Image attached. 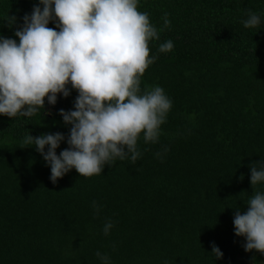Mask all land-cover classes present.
Returning <instances> with one entry per match:
<instances>
[{
  "label": "trees",
  "instance_id": "trees-1",
  "mask_svg": "<svg viewBox=\"0 0 264 264\" xmlns=\"http://www.w3.org/2000/svg\"><path fill=\"white\" fill-rule=\"evenodd\" d=\"M35 6L0 0V36L18 43ZM138 10L157 30L165 13L170 21L149 42L156 59L141 78V91L159 86L172 101L159 141L141 135L135 163L116 158L92 177L73 168L52 183L22 141L61 133L57 155L68 148L71 125L59 112L75 110L77 90L69 84L55 105L45 98L31 117L0 115V264H105L97 252L107 264H264L233 223L264 193V182L250 183V165L264 166V0H138ZM250 12L255 28L243 24ZM168 40L173 49L159 52Z\"/></svg>",
  "mask_w": 264,
  "mask_h": 264
},
{
  "label": "clouds",
  "instance_id": "clouds-1",
  "mask_svg": "<svg viewBox=\"0 0 264 264\" xmlns=\"http://www.w3.org/2000/svg\"><path fill=\"white\" fill-rule=\"evenodd\" d=\"M39 3L43 8L35 6L15 32L18 43L0 36V115L31 117L44 109L45 98L55 105L58 94L68 97L70 84L78 92L75 110L59 112L71 125L69 147L57 155L65 139L61 133L28 134L22 141L43 156L52 183L73 168L80 176L92 177L116 158L135 163L141 156L137 149L141 135L145 143H157L172 108L163 88L146 86L141 91V78L156 59L150 56L149 42L159 40V33L170 27L168 14L157 30L148 13L138 10V0ZM50 21H56V28L48 27ZM243 24L255 28L260 17L250 12ZM173 47L168 40L158 51L170 52ZM250 169L253 188L264 182V166L258 169L253 163ZM247 205L244 214L235 213V235L246 238V252L264 254V193L256 192ZM93 207L99 211L95 202ZM112 226L105 223V235ZM212 253L217 259L223 256L215 244ZM96 255L107 264V255Z\"/></svg>",
  "mask_w": 264,
  "mask_h": 264
}]
</instances>
